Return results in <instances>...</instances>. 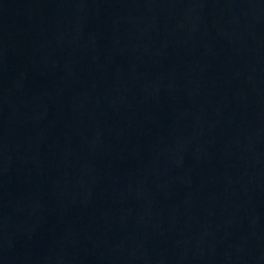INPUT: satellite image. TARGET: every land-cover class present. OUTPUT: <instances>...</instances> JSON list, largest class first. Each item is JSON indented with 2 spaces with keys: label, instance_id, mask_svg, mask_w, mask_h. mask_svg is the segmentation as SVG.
<instances>
[{
  "label": "water",
  "instance_id": "1",
  "mask_svg": "<svg viewBox=\"0 0 264 264\" xmlns=\"http://www.w3.org/2000/svg\"><path fill=\"white\" fill-rule=\"evenodd\" d=\"M0 264H264V0H0Z\"/></svg>",
  "mask_w": 264,
  "mask_h": 264
}]
</instances>
